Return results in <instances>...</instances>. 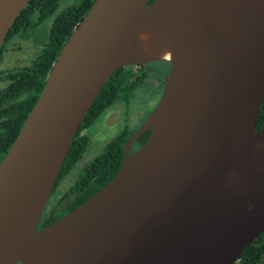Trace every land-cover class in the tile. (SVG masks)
<instances>
[{"label":"water","instance_id":"obj_1","mask_svg":"<svg viewBox=\"0 0 264 264\" xmlns=\"http://www.w3.org/2000/svg\"><path fill=\"white\" fill-rule=\"evenodd\" d=\"M28 1L0 0V47ZM149 1L95 0L61 48L0 162V264H234L264 232V0ZM160 61L116 175L36 230L106 81Z\"/></svg>","mask_w":264,"mask_h":264},{"label":"trees","instance_id":"obj_2","mask_svg":"<svg viewBox=\"0 0 264 264\" xmlns=\"http://www.w3.org/2000/svg\"><path fill=\"white\" fill-rule=\"evenodd\" d=\"M64 0H29L7 33L1 47L0 59L7 47V41L21 35L32 26H37L53 16L49 26L47 41L39 45L28 65L7 68L0 72L6 80L0 89V162L6 155L19 130L41 92L48 74L64 43L75 27L82 21L95 0H72L60 8ZM155 0H150L148 5ZM58 9L60 11H58ZM24 40V39H23ZM31 56V58H32ZM24 62L25 60H21ZM134 66L117 69L106 81L83 118L67 151L52 193L65 177L72 172L83 158L91 143L94 124L110 108L118 103H129L134 90L146 81V76ZM138 73V74H137ZM149 77V75H147ZM264 124V98L257 118L256 130ZM93 127L92 131H90ZM128 128L119 132L77 176L68 193L73 192V200L64 210L57 212L58 205L42 218L41 228L60 218L64 213L77 207L100 191L118 172L123 161L124 145L131 133ZM150 131L142 134L134 143V149L142 147ZM44 214L43 217H45ZM234 264H264V232L259 234L241 253Z\"/></svg>","mask_w":264,"mask_h":264},{"label":"rangeland","instance_id":"obj_3","mask_svg":"<svg viewBox=\"0 0 264 264\" xmlns=\"http://www.w3.org/2000/svg\"><path fill=\"white\" fill-rule=\"evenodd\" d=\"M71 2L72 0L61 1L60 8L68 6ZM58 11L60 10L58 9ZM52 21L53 16L37 26L28 28L26 32L21 35L22 37L16 36L14 41L17 47H21V50L16 51V54L13 53L14 55H12V53L6 55L3 66L10 67L17 62H21V60H25L23 62L24 64L21 66L28 65L34 57L32 55L36 53L34 51L39 49V45L47 41L48 30ZM160 68V65L154 66V69L156 70H159ZM159 91L157 78H148L144 84L134 90L129 103H122L116 107L113 106L110 111L105 113L103 115H106L103 123L105 129L118 123V126L110 136H105L103 134L104 132H100L98 136L93 135L98 126L101 125L103 116L98 119L96 124H94L95 128L93 134H91V143L89 148L87 149L83 159L77 164L76 168L70 172V174H68V176L61 181L59 187L54 190L52 196L49 198L48 205L50 208L59 199L58 196L63 195L73 184L77 176L81 173L83 166L87 164L88 161L93 160L96 156L103 152L105 146L110 142V140L107 139L108 137H114L119 130L124 127L128 128L130 131H135L138 128L145 118V115L150 113L159 100ZM92 129L93 127H91L90 131H92Z\"/></svg>","mask_w":264,"mask_h":264},{"label":"flooded vegetation","instance_id":"obj_4","mask_svg":"<svg viewBox=\"0 0 264 264\" xmlns=\"http://www.w3.org/2000/svg\"><path fill=\"white\" fill-rule=\"evenodd\" d=\"M14 39H15V37H13L11 40H9V41H7V47H6V49H5V51H4V53H3V56L1 57V59H0V72L1 71H3V70H5V69H7V68H12V67H17V66H21V65H23L24 63L21 61V62H17V63H15V64H13V65H11L10 67H5V66H3V63H4V61H5V57H6V55H8L9 53H12V55H14V54H16V51H18V50H21L20 48V46L19 47H17L16 46V43H15V41H14ZM14 53V54H13ZM156 65H160L161 66V68L159 69V70H156V69H154V66H156ZM136 69L135 70H138L140 73L138 74V75H141V74H143L144 76H146V78L148 79V78H157V84H158V89L160 90L159 92H160V95H161V92H162V89H163V85H164V80H165V77H166V75L168 74V72H169V70H170V65L168 64V62H165V61H160V62H150V63H147V64H145V65H141V66H138V67H135ZM147 75H149V77L147 76ZM146 79V80H147ZM5 82H6V80H4V79H1V77H0V89L1 88H3V86L5 85ZM146 82V81H145ZM144 82V83H145ZM143 83V84H144ZM159 98H160V96H159ZM159 101V100H158ZM157 101V102H158ZM122 103H118V104H116V105H114L115 107L116 106H119V105H121ZM157 104V103H156ZM156 106V105H155ZM114 107V108H115ZM112 108H110L108 111H110ZM154 109V108H153ZM152 109V110H153ZM151 110V111H152ZM107 111V112H108ZM150 111V112H151ZM106 112V113H107ZM106 116V115H105ZM105 116H103V119H102V123H101V129H100V126H98V128L95 130V132H94V134L93 135H96V136H98L99 134H100V132H104L103 134L105 135V136H110L113 132H114V130H115V128L118 126V123L117 124H113L110 128H107V129H105L104 128V125H103V123H104V119H105ZM148 115H145V118L147 117ZM145 118L143 119V121H142V123L138 126V128L134 131V132H136L140 127H141V125L143 124V122H144V120H145ZM95 128V127H94ZM124 128H122V129H120L119 130V132H121L122 130H123ZM118 132V133H119ZM117 133V134H118ZM116 134V135H117ZM92 135V136H93ZM116 135L114 136V137H108L107 139L108 140H113L115 137H116ZM138 149V148H137ZM137 149H134V144L131 146V148H130V152H134V151H136ZM85 155V154H84ZM84 157V156H83ZM83 159V158H82ZM81 159V160H82ZM80 160V161H81ZM90 163V161H88L87 162V164H89ZM86 165V164H85ZM84 165V166H85ZM84 166H83V168H84ZM83 168H82V170H83ZM81 170V171H82ZM57 187H59V185L57 186ZM56 187V188H57ZM71 188V186L69 187V189ZM68 189V190H69ZM67 190V191H68ZM65 192L63 195H60V196H58L59 197V199L55 202V204L56 205H58V209L56 210L57 212H59V211H61V210H64V209H66L67 207H68V204L69 203H71V201L73 200V198H74V196H73V192L71 193H68V192ZM52 194L53 193H51V195H50V197L52 196ZM49 197V198H50ZM49 200H48V202H47V205H46V207H45V209H44V212H43V214H42V217H41V220H42V218H45L46 220H48V219H50V217H52V214H50V215H48L49 214V212H51L52 211V207L50 208L49 207ZM54 204V205H55ZM74 209V208H73ZM73 209H71V210H73ZM71 210H69V211H71ZM68 211V212H69ZM68 212H66V213H68ZM66 213H64V214H66ZM44 214H46V216L45 217H43L44 216ZM63 214V215H64ZM62 215V216H63ZM40 220V222H39V224H38V226H37V228H36V230H39V229H41V224H43V222Z\"/></svg>","mask_w":264,"mask_h":264}]
</instances>
